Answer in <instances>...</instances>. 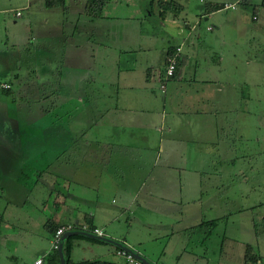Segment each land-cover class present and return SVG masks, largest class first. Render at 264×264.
I'll return each mask as SVG.
<instances>
[{
	"label": "rangeland",
	"instance_id": "obj_1",
	"mask_svg": "<svg viewBox=\"0 0 264 264\" xmlns=\"http://www.w3.org/2000/svg\"><path fill=\"white\" fill-rule=\"evenodd\" d=\"M177 1L183 9L175 19L195 23L198 1ZM209 1L221 5L236 1L234 8L221 6L208 12L207 19L202 16L194 27L204 30L193 41L196 69L206 78L215 73L218 81L211 85L220 83L222 88L205 95L197 107H188L185 96L194 92L188 91L182 78L173 79H180L174 85L168 79L165 92L160 89L162 78L146 84L145 89L137 85L138 81L143 83V74L149 70L145 64L148 57L155 60L150 73L158 72L161 64L157 52L176 41L163 27L158 8L153 7L147 16L149 0H108L96 18L83 14L80 5L78 10L66 7L67 1L49 13L38 9L39 0H29L28 9L20 6L24 0H2L13 6L17 3L20 15L15 16L14 9L0 10V47H12L14 53H5L16 63L17 53L20 62L15 64L16 70L1 74V80H9L12 88L5 98L6 116H0V264H12L14 253L24 256L13 263L20 264L48 245L50 231L41 219L55 208L52 199L56 192L48 194L52 187L64 196L59 208L67 197L65 205L78 206L80 219L87 210L102 214L101 221L117 216L110 225L115 231L112 239L124 241L149 260L166 264H264V6L250 0ZM44 18H48L47 24ZM69 21L77 26L71 38L61 31L63 23ZM83 21L92 22L84 26ZM207 24L212 31L204 29ZM126 26L136 31L128 30L123 37L121 30ZM135 33L154 43L140 46L135 56L128 55L116 43L131 41ZM68 40H76L78 57L87 59L91 71L82 67L81 75L77 67L73 72L79 76L73 107L66 112L67 118L66 114L58 118L54 105L66 96L53 87L59 82L54 76L55 59L64 55ZM190 45L185 44L184 49ZM101 56H107L105 64L110 70L114 59H120L115 67L133 73L135 83L132 88L119 89L111 106L105 108L109 101L100 93ZM133 57L135 65L130 63ZM27 58L26 64L22 63ZM33 65L34 72L24 71ZM66 74L60 81L62 92L73 80ZM41 82L47 85L38 90ZM121 97L134 101L121 103ZM216 109H220L218 126L209 120ZM105 115L117 116L121 122L115 118L106 126ZM195 125H199L198 137L203 136L196 145L218 156L213 160V170L197 177L189 175L182 186L161 191L159 182L152 180L159 179L160 172L154 170L169 161L165 147L170 155L171 140L166 139L178 135L181 139ZM14 151L21 152L20 161L29 165V174L18 181L22 187L25 181L29 183V191L17 192L11 199L2 189L5 182L1 177L15 170L13 161L17 160L9 159ZM178 161L183 162L171 159ZM60 167L67 176H58ZM115 169H136L141 175V179L132 180L129 193L136 198L128 202L126 210L119 207L116 176L111 175ZM160 193L170 198H160ZM112 197L115 202L110 201ZM73 240L72 259L76 261L92 259L89 247L99 245L102 258L129 264L109 254L112 243L100 244L85 237ZM247 253L255 259L246 262Z\"/></svg>",
	"mask_w": 264,
	"mask_h": 264
},
{
	"label": "crops",
	"instance_id": "obj_2",
	"mask_svg": "<svg viewBox=\"0 0 264 264\" xmlns=\"http://www.w3.org/2000/svg\"><path fill=\"white\" fill-rule=\"evenodd\" d=\"M67 1V5L66 7L72 8V9H76L78 10L77 5H80V11L84 14L83 12V7H84V0H65L64 5L66 4ZM158 1L160 0H149L148 2V7H147V16H150V13L153 12V7L154 8H158V13H160V15H162V23L163 27L165 29H167L168 34L170 33L171 37L176 38V41L174 42V44L167 46L166 48H162L160 51H158V57H159V63L161 64L159 66L158 72H153L150 73V71H153L154 69V61L152 58L153 57H148L147 61H146V69H149L147 72L145 70L143 76L144 78L143 83H140L138 81L137 85L141 86V88H146V84L148 83H153V82H157V80L159 81L160 78L162 77L163 74V70L165 67V63H166V55L169 51V49L176 47V46H180V57H179V62L176 65V69L174 71V74L170 77L171 80L175 79V78H182L181 81L184 83L187 82L188 85V91H193L194 94H198L194 95V94H189L186 95L185 98L186 103L188 107H197L198 106V101H200L205 95H210L215 91H220L221 90V84L220 83H215L213 86L211 85V82L214 81H218V79L215 78V73H212V75H210V77L206 78L204 76H201L199 74V72L197 71V67H196V60L194 59L195 54L193 53L194 50V40H197L201 37V33L204 32V30L202 29H198L194 27L196 26V24H198L200 22L201 17L203 16L204 19H207L206 14H208V12H205V10L203 9V2L207 1L210 3H216L217 2H213V1H209V0H197L198 1V6H199V11L197 12V16H196V22L190 24L189 21L187 19H183L182 22H178L175 17L178 15V13L183 9V4L181 6V9H176V11L174 10H162ZM161 1H165V0H161ZM177 1V0H176ZM249 1V0H247ZM252 4L259 5L260 4V0H250ZM178 2V1H177ZM234 2V1H232ZM22 8L28 9L30 7V2L29 0H24V2L20 3ZM17 3H15V6H13L12 4H9L8 2H2V0H0V10H11L14 9L15 10V16H19L20 13L17 15L16 11L19 10L17 8ZM158 6V7H157ZM38 9H40V11H45V12H49L52 11V9L55 6H45L43 0H39V6H37ZM79 12V11H78ZM50 13V12H49ZM45 14V13H44ZM252 18H256V15H252ZM44 22V24H47L49 22L48 18H44L42 20ZM89 22L83 21L81 25L87 26L90 25ZM76 25H73V23L71 21H69L68 23H63V28H61V25L59 26V28H61V31H63L64 33H68L67 37L71 38V35L73 34V30H77ZM81 27V26H80ZM209 27V29H208ZM127 28V29H126ZM126 28L122 29V35L123 37H125L128 33V30L134 32L136 31L134 28L135 27H130V26H126ZM193 29V30H192ZM205 30H211L212 31V26L210 24L205 25L204 27ZM108 30V28L106 29ZM199 30V31H198ZM146 33H149V31H146ZM138 34H132L133 38L130 39L131 41H127V40H119L116 44H118V47L122 48L123 51L130 55L131 53H135L136 54V49L140 48V46L142 47H149V45L152 43H154L153 41L150 40H143L141 38H138L137 36ZM115 44V45H116ZM185 44H191L190 47H188L187 49H184V45ZM117 46V45H116ZM6 47V48H4ZM77 47H78V43L76 42V40H68L67 44L65 45L64 48V55L62 57L59 58V60H56V66H55V79H57L59 82L54 83L53 87L55 89V92H57L58 94L61 95H65V99L59 103H55L54 105V109L57 111L58 110V118H62L63 114H66L67 111L71 110L73 107L72 104V100L74 99V94L76 93V88L77 86H75V81L77 82V78L79 76H77V74H73V72L76 71V68L78 67L79 72H81L82 75V67H84L85 72L86 71H91L89 66L87 65V59L84 57H78V53H77ZM21 47H18V50ZM24 49H26V46L23 47ZM6 50L10 51V53H14L12 47H7V45L5 44L3 47H0V83L1 82H5L7 84L10 85V90L12 88V85L10 83L9 80L7 79H2L1 80V74H5L7 71H14L16 69H13L16 67L15 64H17L18 62H20L17 59V53L14 54L16 56V61H13L12 57L11 59L9 58V56L5 53L7 52ZM184 51V53H183ZM4 54H6V57H4ZM25 54H28L27 51H25ZM134 54V56H135ZM8 58V59H7ZM30 58L24 59L22 60V63L29 60ZM90 61L92 60V57H89ZM107 56H101L100 57V62H101V70H100V78L102 80V84L100 87V93H101V97L104 98V100H108L109 102L104 103V108L105 107H110L111 106V100L113 98V96H116L119 94V89H125V88H132L135 83H133V73H131L130 71H121V66L117 65V67H115L116 63L119 64L121 63L120 59H114V65L111 67L112 70L109 69V66L107 64H105V62L107 63ZM155 59V58H154ZM133 61V62H132ZM80 63L78 66L77 64ZM129 63V62H128ZM130 63H132V65L135 63L134 57L133 60H130ZM135 65V64H134ZM92 67V66H91ZM17 68V67H16ZM20 69H22V66L20 67ZM140 69H142L140 67ZM24 71L26 72H34L35 71V66L33 65L32 67H26L24 69ZM115 71H117L115 73ZM69 73V76L73 79L72 83H71V87H67V88H63V92L61 91V86H60V81L65 79L67 77V74ZM102 73V74H101ZM68 76V78H69ZM156 76V78H155ZM133 78V79H132ZM169 78V79H170ZM170 80V81H171ZM179 80H173V85L175 83H177ZM28 85V84H27ZM45 85H47V83L41 82L40 86L36 87L38 88V90H40L39 88L42 87L44 88ZM212 87V88H209ZM102 88V90H101ZM6 93V92H5ZM4 92H2V90H0V116L4 117L6 116L5 112H6V108L7 106L5 104H7L8 99H5L6 97L9 98L10 95V91L8 93L5 94ZM41 93H45L44 90H42ZM163 99V96L161 97ZM120 102H125L126 100H128V104H131L134 99H125L123 97L119 98ZM195 101V102H194ZM185 106V104H184ZM125 108V106L123 107ZM92 108H90L89 110H91ZM131 109V108H128ZM107 110H109V108H107ZM219 110V111H217ZM114 111V110H113ZM217 111V112H216ZM108 112V111H107ZM125 112V110H124ZM220 112V109H216L213 112L212 118H210L209 120H214L216 122L217 125V114ZM108 114V113H107ZM122 115V114H121ZM125 114H123L122 117H124ZM211 116V115H210ZM57 116L54 119H58ZM65 118H67V114L65 116ZM116 118V120L120 123L121 121L119 120V118L114 115H112L111 117H109L108 115H105L103 118L104 124H106V126L110 125V122L112 123V121H114ZM191 125V124H190ZM26 126V125H25ZM218 126V125H217ZM199 127V125H195V127L193 129H190L189 131H187V133H185V135H183V137L180 139V136H169V139L166 140H171L170 145H169V151L171 152V154H168V148L165 147V154L166 158L165 159H169V161H167L164 165L163 168L154 170V172H160L159 179L155 178V184L157 182H159V186L161 187L160 189H162L161 191H165L166 189H170V188H175L177 187V185L182 186L183 184H185L186 182H188V178L187 176L189 175H193L194 177L200 176L202 175L205 171L207 170H213L212 165H213V160L217 159L218 156H216V152L215 151H209L208 149L206 150L205 147L201 146L199 147L198 145H196V141H203L202 137H198V131L197 128ZM218 128V127H217ZM213 133V130H212ZM21 135V134H18ZM218 153V152H217ZM216 156V157H215ZM9 159L12 160H17L16 162L13 161L14 163V167L15 170L12 171L10 174L11 175H5L7 177H1L4 179L5 185L3 186V190H5L9 196L11 197V199L18 193H21V191H29V189H27V185L29 183H26V181L24 182V186L22 187V183H18L19 179L22 180V176H27L29 173L26 171L30 170V169H26L27 166L29 167V165L23 163V161H20L21 159V152H12L10 154ZM171 159H176V160H180L183 162H171ZM208 159V160H206ZM13 163H10V165H13ZM63 166V165H62ZM61 166V167H62ZM57 169L60 170V172L62 173L61 168ZM32 169V167H30ZM36 169V168H34ZM86 171V174H89V172H87V168H84ZM69 171V169H66ZM65 171V170H64ZM83 171V170H82ZM128 171V172H125ZM124 172H122L119 169H115L113 170V172L111 173V175H115V182H116V188L115 191H118L117 193L119 194V200H120V204L121 209L126 210L128 208V202L130 200L133 199V201L135 200L136 196L134 194L130 195V187H131V183L132 180H139L141 179V175L140 172L138 170L137 174H136V169H130V170H125ZM151 171V170H149ZM58 174V176H67L65 173H60ZM152 173V172H151ZM150 173V174H151ZM152 175V174H151ZM126 176V177H125ZM161 176V177H160ZM23 181V180H22ZM127 182V183H126ZM53 192H56L53 199H52V204L55 205L54 210L49 211L47 214H45V217H42L41 221L43 223V226L45 228L48 229V227L46 226V223L49 221L51 222V224H63V223H67L70 221H75L77 220L78 222L84 221V217L85 216H89V218L91 219V222L94 226L100 227L102 228V230L105 233V241L103 242H98V243H112L113 244V249L109 250V254L115 256V247L117 246L115 242L123 244L127 247L130 248V246L125 243L122 240H117V239H112L113 234H115V231L113 230V228L110 227L111 225V221L115 220L117 218V216L111 217H105L103 219H106V221H101L102 219H99L102 217V214L94 211V210H87L85 213H83V219H80L77 216V210L76 208L78 206H66L65 201L63 202V205L61 208L60 207V203H61V198L63 199L64 196L61 195V191L59 190H55L54 187L51 188V191L48 193L49 195H51ZM26 192L23 194L25 195ZM158 195V194H157ZM151 196V195H150ZM160 198L166 197V198H170L168 195H166L165 193H160L158 195ZM59 199V200H58ZM116 201L115 197H112L110 199V201ZM48 201V200H46ZM114 201V202H115ZM14 203V202H13ZM124 206V207H123ZM123 207V208H122ZM70 208V209H69ZM71 208L74 209V211L71 210ZM121 213V212H120ZM193 212H191L192 214ZM61 217H64L61 219ZM98 219H97V218ZM113 218V219H111ZM101 222V223H100ZM110 234V235H109ZM108 236V237H107ZM52 238V234L51 232L49 233V238H48V245H46V247H43L41 250H39L38 252H36V254L31 257L29 259V257L25 258V260H22L20 264H29L31 263L35 258L39 257V256H43V258H45L47 255L50 254L51 250H50V241ZM77 239V238H76ZM78 239H82V238H78ZM115 241V242H114ZM78 245V244H77ZM63 246V245H62ZM93 246V245H92ZM100 246H93V248L90 246L89 249L91 250V254H94L93 258H102L103 253L101 251V249L99 248ZM73 249H74V240L70 241V248H69V259L72 262H78L74 259H72L73 256ZM131 249V248H130ZM134 250V249H131ZM135 251V250H134ZM19 256H22L19 253H14L11 255V260L12 262H17L19 260ZM24 256H22L23 258ZM144 257V256H143ZM92 258V259H93ZM150 263L153 262H157V261H152L149 260L147 257H145ZM86 259V258H85ZM84 260V259H82ZM115 261V260H114ZM259 261L261 262V260L259 259ZM264 261V259H263ZM162 262V261H161ZM12 263V264H13ZM164 263V262H163ZM46 264V263H43ZM166 264V263H165Z\"/></svg>",
	"mask_w": 264,
	"mask_h": 264
},
{
	"label": "trees",
	"instance_id": "obj_3",
	"mask_svg": "<svg viewBox=\"0 0 264 264\" xmlns=\"http://www.w3.org/2000/svg\"><path fill=\"white\" fill-rule=\"evenodd\" d=\"M107 1L108 0H84V7H83L84 14L89 16L90 18L100 17L102 14V8ZM43 2H44V5L48 6V7L49 6H61V5H64L65 0H43ZM158 3H159L162 10H167V9L171 10L172 9V10L176 11L177 8L181 9V7H182L181 6L182 4H180L176 0H165V1L160 0V1H158ZM260 5L264 6V0H260ZM221 6H222L221 4L210 3L207 1L203 2V9L205 10V12H210L212 10H216V9L220 8ZM174 49H175V47L169 49L167 54L172 53L174 51ZM178 62L179 61H177V64H178ZM9 88H10V85L7 88H3L0 86V90H2V92H4V93L5 92L8 93L9 91L11 92V90ZM84 222L89 227L94 226L92 224L89 216L84 217ZM46 226L48 227L49 231L53 235V233L55 232V229L59 225L58 224H51V222L48 221L46 223ZM83 237L92 239L93 241H96V242L105 241V237H90V236H87L86 234H83V233H77V234L67 236L64 239L63 246H62L65 264H117L115 261L110 260V259H105V258L84 259V260H80L78 262H72L68 256L69 255L68 252H69V248H70V241L72 238H83ZM116 245H119V243H116ZM250 259H255V258L254 257L252 258V256H249V253H247L245 255V261L247 262V260L249 261ZM44 263H46V264H59V256H58L57 248L52 249L50 254L44 258Z\"/></svg>",
	"mask_w": 264,
	"mask_h": 264
},
{
	"label": "built area",
	"instance_id": "obj_4",
	"mask_svg": "<svg viewBox=\"0 0 264 264\" xmlns=\"http://www.w3.org/2000/svg\"><path fill=\"white\" fill-rule=\"evenodd\" d=\"M235 2L236 1L224 3L222 5V7L234 8ZM19 13H20L19 10H17L16 14L18 15ZM208 29H209V27H208ZM179 56H180V46H176L172 53H169L166 55V63H165V67H164L162 77H161L162 79L160 81V89L162 90V92H165V90H166V81L174 74ZM0 86L3 88H7V87H9V84H7L5 82H1ZM73 230L83 231V232L90 233L94 236H99V237L105 236L104 231L100 227H97V226L89 227L84 221H81V222L70 221L67 223L60 224L55 229V232L53 233L51 241H50V250L57 248L59 236L63 232L73 231ZM125 247H127V246L119 243V245H117V247H115V254L117 256L122 257L125 260V262H127L129 264H145L140 259H138L134 256L133 250H127ZM43 263H44L43 256H39V257L35 258L29 264H43ZM151 264H165V263H163L161 261H157V262H153Z\"/></svg>",
	"mask_w": 264,
	"mask_h": 264
},
{
	"label": "water",
	"instance_id": "obj_5",
	"mask_svg": "<svg viewBox=\"0 0 264 264\" xmlns=\"http://www.w3.org/2000/svg\"><path fill=\"white\" fill-rule=\"evenodd\" d=\"M75 222H77V220H75ZM77 233H83V234H86L87 236H90V237H99V236H94L90 233H86V232H83V231H78V230H73V231H65L63 232L60 236H59V239H58V243H57V251H58V256H59V264H65V259H64V256H63V251H62V245H63V241L64 239L67 237V236H70V235H73V234H77ZM127 250H131L130 248L128 247H125ZM133 254L136 258L140 259L143 263L145 264H151L146 258H144L142 255H140L139 253L137 252H134L133 251Z\"/></svg>",
	"mask_w": 264,
	"mask_h": 264
}]
</instances>
